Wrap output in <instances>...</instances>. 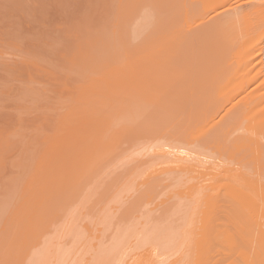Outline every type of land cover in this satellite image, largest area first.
<instances>
[{
    "label": "rangeland",
    "instance_id": "obj_1",
    "mask_svg": "<svg viewBox=\"0 0 264 264\" xmlns=\"http://www.w3.org/2000/svg\"><path fill=\"white\" fill-rule=\"evenodd\" d=\"M197 1L199 0H0V191H2L0 192V264H27L29 259L37 252V255L39 254L40 256L39 252H42L44 247H48V242L52 243L49 246L50 248L52 247V249L49 248L51 252L49 249V252H47L49 257L53 254L54 261L53 259L51 260L53 261V263L51 262L52 264L57 263L59 251L62 253L63 251L61 250L65 251V248H68L66 251L71 250V245L73 246L71 257L74 259L70 257V262L68 261L69 264H79L80 260L85 264H101L102 262H106L103 260L105 258L102 257L107 258L103 253L107 251L105 249H108V243L110 242L109 247H111V244L119 237L117 231L120 229L119 226L123 225L122 221L128 219L132 220L133 223L131 228H134L132 230L130 229L131 232L128 233L129 235H126L125 240L122 239L124 242L122 241L123 243L121 242L122 244H120V246L126 243L127 248L124 245L122 246L123 250L121 249L119 256L120 258L124 257V260L119 258L117 264H152L154 259L156 263L154 262L153 264H162V261L165 264V261L168 259V264H177L179 262L181 264L182 260V264H189L190 262H188V260L192 262L191 258L194 255L192 256V252L189 253V251L190 248L193 247L191 245L194 244V239H197V236L194 238L192 235L196 234L197 231L195 232L194 227L196 221H193L196 217L195 211L193 212L194 214H190L189 212L194 210V204H192L194 201H189L187 204L186 200L180 201L178 197L176 198L175 195L183 188L182 178L173 175L172 177L166 176V178L160 177L156 179L157 176H153L156 175V172L159 174L160 167L166 165L165 167L167 168L171 164L168 163L169 165H167L164 160H159L150 156L147 157L146 161L144 160L145 158H139V163V159L136 157L137 149H135V146L138 140L148 136V133L145 129L141 132L139 126L142 124V121H138V123L140 122L138 126L135 124L137 122L135 120H138L142 115V110L139 108L140 105L142 103H148L147 99L143 98L144 92H141L143 80L136 78V73L146 69V72L143 71L141 73H149L150 67L148 66L147 68L144 67V65L148 64L151 60L158 61L172 58H186V46H189L193 42L194 44L203 42V38L198 41L197 34H195V36L193 32H190L192 29L189 32L186 29L191 28L189 26L190 21L192 23L191 25L196 26L202 22L199 19L201 17L198 18L202 13V5L205 7L204 4L207 6V4L210 5V3H212L216 8L220 0H200L201 4L203 2L202 5ZM208 1L210 3H208ZM216 1L219 3H216ZM259 1L262 0H254V2ZM224 9H227V7H218V9L212 11L209 16L213 17ZM195 15L198 16L195 17ZM209 16L208 18H210ZM47 34L48 36H46ZM19 58L21 61L18 60ZM141 60L142 62H140ZM190 94L192 93L186 94V99L184 98L186 102L183 101L179 107L178 105L173 106L172 109H169L170 112L161 111V114L157 115L154 120L161 121L163 125H170L171 130H173L171 131L172 133H177L180 128H183L182 126H188V120L189 128L185 126L181 130L185 131L184 129L188 130L192 129V127L194 129V125L192 126V124L196 122L195 120L199 116L197 115L198 117L195 118V116L191 117V115L193 112L195 113V110L205 111V109H202L205 107V104L203 105V103H201L204 107H199L200 101L204 102L202 93H198L199 96L197 99V93L195 95L193 94L194 96L192 97L195 98L192 100ZM190 101H194V103L191 104ZM188 102L192 107H190ZM189 108L190 110L192 108L191 111H188L191 115L187 112ZM183 111L188 114H180ZM199 112L200 111L196 114ZM177 116L179 118H177ZM193 118L194 122L192 121ZM263 118L264 117H262L260 122L263 121ZM183 121H185V124ZM172 123L175 124L173 125ZM177 123H180V127ZM222 128L225 130L228 127L225 125ZM258 129H260L259 126ZM225 132L227 131L225 130ZM222 133L223 131L219 134L223 135ZM218 139L221 141L222 137ZM135 141L137 142L135 143ZM126 143L127 145L124 146ZM133 148L135 151L132 150ZM77 151L79 153H77ZM76 161L80 163L77 164ZM131 161L132 163H130ZM155 162L158 164L161 163L162 165L160 164L159 167L154 164ZM112 164H114V166ZM150 165L153 167L152 170H149V168L151 169ZM154 165L157 167H154ZM115 166L117 167L114 168ZM172 167H174V165H172ZM78 168L81 169V171L79 169V174ZM82 168H84V170ZM145 168L147 169L145 170ZM155 168H159L158 171ZM73 169L75 172H73ZM105 169L107 175L102 176L105 174L102 173ZM143 171L145 174L151 173L152 175L147 174L146 176ZM153 171L155 174L152 173ZM110 172L113 175H111ZM150 175L152 176L151 178L149 177ZM141 177H144L145 180ZM96 178L101 180H97ZM54 180H56V182H54ZM96 180L97 183H95ZM139 181L141 182L139 183ZM131 184L133 189L130 188ZM89 185L91 188L93 185L95 186L93 190L88 187ZM135 185L136 187H134ZM124 189L125 192L128 190L126 192L128 194L124 192ZM168 189L170 192L167 191ZM171 192H176V194L174 193V197ZM119 194L120 196H118ZM165 194L166 197L164 196ZM170 196L173 199H171ZM133 197L135 199H133ZM48 198L50 199L48 200ZM159 199L161 201L165 199L164 201L167 202H163L159 207L158 204L161 202ZM90 201L91 203H89ZM156 201H159L158 204H156ZM178 201L181 203L179 202L180 204H178ZM82 202L84 204L86 203V205H81ZM118 203L120 204L118 205ZM148 203L151 204L149 205ZM155 204L158 207H156ZM176 204L180 207L182 206V211L176 217V222L178 223L174 224L175 219L172 218L171 220L170 218L167 225H163V228L161 226L158 228V225L155 226L161 230V234L159 232L160 230H154L156 228H153L154 221H152V219L155 220L154 217H158L157 213L161 215V212H165L163 215H166V211L176 207ZM79 205L82 207L85 206L84 210H82L83 208ZM111 205L115 206V209L111 208ZM190 205L192 207H190ZM196 206L197 205H195V209H197ZM141 207L143 211L141 212L140 209L137 211V208ZM110 208L113 209V211H111ZM144 209L147 210L144 211ZM78 210L80 213H83L80 214L76 212ZM196 211L199 212V209ZM146 212L147 215L145 214ZM105 215L106 219L102 221ZM136 215H139V217ZM115 217L116 221H114ZM186 217H188L187 220ZM189 217L190 221L192 220L194 224L192 221H188ZM29 218L32 220L30 221ZM198 218L199 220H197ZM198 218H196L197 222L202 218L201 213ZM63 222L64 225L62 224ZM135 222L136 224H134ZM148 223H150V226H147ZM173 224L175 225L174 227ZM198 224L199 223H197V225ZM188 225H192L193 227L191 226L192 228L187 229L189 227ZM186 226L188 227L184 228ZM112 227H114L113 231ZM57 229L58 232L56 233ZM190 229L194 230L189 231ZM183 230L185 231L184 233H186L185 235L182 232ZM188 231L190 234L192 233L190 237L193 239L188 238ZM78 233L80 238L76 237L75 239V235L77 236ZM134 233H136V235ZM158 233L160 235H158ZM90 234L91 236H89ZM114 234L115 236H113ZM152 234L153 237H157L156 239L158 242L155 238H152ZM154 234L158 236H154ZM181 234L183 236H181ZM53 235H56V237ZM134 235L136 237L135 239ZM95 237L96 240L94 239ZM49 238L54 240L50 242L51 240H49ZM77 238L79 240H77ZM97 238H99V241ZM20 239H23V241H20ZM189 239L190 241H188ZM129 241H132V244L130 243L128 245ZM187 243H190L189 245L191 247L189 246L187 250H184L187 248ZM80 244L83 245L80 246ZM181 244L183 248H186L182 249ZM22 245H24V249ZM41 245L44 247H41ZM176 245L178 249L175 247ZM87 246L90 248L88 249ZM153 246H155V248ZM95 247L97 248L95 249ZM128 248H131V250ZM180 248L182 249L181 251L179 250ZM169 251L173 252L170 253ZM155 252L157 254L159 253V256L157 255V257H155ZM162 253L165 256L161 255ZM187 253L192 257L189 258L190 256ZM110 256L108 255L106 259L107 263L109 261L111 262L112 258L115 259V257L112 256L110 258ZM161 257L163 258L161 259ZM75 258H78V261H76ZM192 259L194 260L192 263L195 264V259ZM229 259L236 260V258ZM229 259L226 258L225 260L224 258L225 261L222 260V263H227L230 261ZM239 260L238 258L237 261ZM215 261L217 262L219 260ZM113 262L114 261H112L111 264ZM216 262L212 261L210 263L222 264L221 259L219 262ZM82 263L80 262V264ZM237 264H239V262Z\"/></svg>",
    "mask_w": 264,
    "mask_h": 264
},
{
    "label": "bare ground",
    "instance_id": "obj_2",
    "mask_svg": "<svg viewBox=\"0 0 264 264\" xmlns=\"http://www.w3.org/2000/svg\"><path fill=\"white\" fill-rule=\"evenodd\" d=\"M209 1H208V3H210ZM197 2H199V4H201L200 0ZM217 2L218 1H216V3ZM202 4H203V2H202ZM235 4H236V6H235ZM204 6L205 7H203V5H202V7H201L202 8L201 9L202 13L200 14L201 16L199 14H198L199 16L195 15V17H197V16H198V18L201 17L199 19L202 22L200 24L198 23L199 25L196 26V25H191L192 23L190 21L189 26L191 28L186 29V30H188V32L192 29V31H190V32L191 33L193 32L194 35L197 34L198 41H200L199 39L203 38V42H199L197 44H194V42L192 44H190L188 42L190 45L186 46V56H185L186 58H182V59L181 58H178V59L172 58V59H168V60H158V61L151 60V61H149L148 64L144 65V67H147V68H148V66L150 67L149 73H147V74L141 73L143 71H145V72L147 71V69L143 70L144 68L142 69L143 71L136 73L137 74L136 78H138V79L140 78V80L141 79L143 80V87L141 88L142 89L141 92H144L143 98H146L148 101V103H142L140 105L139 108L142 110V115L139 117L138 120H135V121H137L135 124L138 126L140 123V122L138 123V121L139 120L142 121V124L139 126L140 131L142 132L145 129L148 133V136L138 140V142L135 141V143L137 142L136 146L134 145L135 149H137L136 150L137 151L136 157L138 159L139 158H145L144 160L146 161L147 157L150 156L152 158L164 160L167 163V165L171 164V165H169L171 167L168 166L166 168L165 167L166 165L164 167H160L159 165L161 163L158 164L155 162L154 164L158 165L160 167V170H161V171L159 170V174H157V172H156V175H153L154 177L157 176L156 179H159L160 177L166 178V176L172 177L173 175H175V177L177 175L178 177L183 179V184H182L183 188L181 187L182 190H179L180 192H178V190L176 189L178 193L176 194V192H173V193L171 192V194H173V197H174V193H175L176 198L178 197L180 199V201L186 200L187 204L189 201L195 202V203L192 202V204H194L193 205L194 210L192 212H189V213L191 214L195 211L196 217L193 219V221L194 220L196 221V223H195L196 225L195 226L193 225L194 223L192 220L191 221L193 224L192 223L191 224L195 227V232L196 231L197 232H196V234H194V232H193L194 235H192V233L190 234L189 231H193L194 229L193 230L190 229L188 231L189 232L188 238H192V237H190V235H192L194 238L197 236L196 237L197 239L196 240L194 239L195 242L192 240L194 242V244L191 246H193V247H191L189 245L190 243H187L188 244V245L186 244L187 248L184 247V248H186V249H184L183 245L181 244L182 249H184V250H187L189 248V246L192 248L193 251L190 248L189 253L192 252V256L193 255L194 256L192 257L188 253L187 254L190 256V257L188 256L189 258L192 257L195 259V264H212L210 262H212V261L216 262L215 260L220 261V259H221V263H222V260L225 261L226 258L227 259L236 258L235 261L237 263L239 262V264H264V177H263L264 176V173H263L264 172V127H263L264 126V118H263V121L260 122L262 117H264V0L259 1V2H254V0H220V3L218 6H216V8H215L214 4L212 5V3H210V5L207 4V6H206V4H204ZM218 7H227V9H224L223 11L214 15L213 17H210L209 14L211 15V12L218 9ZM195 11H196V9H195ZM191 12H193V11H191ZM208 16L210 18H208ZM198 22H200V21H198ZM186 26H188V25H186ZM189 35H190V33H189ZM46 36H48V34ZM188 36H186V37H188ZM182 38H184V37H182ZM178 39H179V37H178ZM173 47H174V45H173ZM9 57H10V55H9ZM20 58L18 59L19 61H21ZM37 59H39V58H37ZM4 60H7V59H4ZM144 60H145V58H144ZM140 62H142V60ZM138 68H139V66H138ZM140 69H139V71H140ZM134 74H135V72H134ZM135 84H137V83H135ZM153 91H157V92H153ZM187 93H192V94H190L191 95L190 97L194 96L197 93L196 99L199 96L198 93H202L204 96V98L202 97L204 102L200 101L199 107L202 108L205 106L204 108H202L203 110L205 109V111H201V110L197 109L198 111H200L202 113L199 112L200 115H199V113L196 114L198 111L195 110V113L193 112V114H196V115H193V114L191 115L188 111H191L192 108H191V110H190V108L187 109V112L191 115V117L195 116V118H196L199 116L198 118H196V120H195L196 122L194 124H192V126L194 125V129H193V127H192L193 130L192 129H188V130L184 129L185 131L186 130L188 131V132L186 131L187 133L185 131L181 130L185 126L186 127L189 126V120H188V122H187L188 126L187 125H185V126L181 125L183 127V128L179 129L181 133L179 132V130H178L179 133L178 132L172 133L171 131H173V130H171L170 125H167V124L163 125L161 123V121H155L154 118L157 115H160L161 111L170 112L169 109H172L173 106L178 105V107H179V105L181 103H183V101L186 102L184 100V98L186 99ZM158 98H159V100H158ZM194 98L192 97L191 100ZM190 102H191V104L194 103V101L193 102L190 101ZM198 103H199V101H198ZM201 103H203V105L204 104L205 105L202 106ZM191 104L189 103L190 107H192ZM197 106H196V108H197ZM194 109H193V111H194ZM187 112L183 111L180 114H182V113L185 114ZM187 114H186V116H187ZM33 116H34V114H33ZM178 116H177V118H179ZM176 120H178V119H176ZM257 120H259V121H257ZM192 121L194 122V118L192 119ZM178 122H180V121H178ZM184 122L185 121H183V123ZM190 122H191V119H190ZM262 123H263V125H262ZM177 124H178V126L180 125V123H177ZM225 125H226V127H228L225 129L227 132H225V130L222 128ZM256 125H257V128H256ZM258 126L260 129H258ZM85 127H86V125H85ZM189 130H192V131H189ZM222 131H223V133H222L223 135H220ZM182 132H184V133H182ZM198 132H199V134H198ZM118 133H119V131H118ZM94 135H97V134H94ZM120 135H118V136H120ZM135 136H137V135H135ZM141 136H143V135H141ZM219 137L220 138L222 137L221 141L218 139ZM117 139H118V137H117ZM113 140H115V139H113ZM99 143H100V141H99ZM133 143H134V141H133ZM126 145H127V143L124 146H126ZM124 146H123V148H124ZM132 147H133V145H132ZM135 149L133 148L132 150L135 151ZM104 152H105V150H104ZM77 153H79V152L77 151ZM93 154H94V152H93ZM80 155H82V154H80ZM122 155H123V153H122ZM82 156H84V155H82ZM118 158H117V160H118ZM79 163L80 162H77V164H79ZM130 163H132V161ZM139 163H140V159H139ZM83 164H84V162H83ZM116 164H117V162H116ZM112 165L114 166V164H112ZM112 165H111V167H112ZM156 165H154V167ZM172 165H174V167H172ZM76 167H78V166H76ZM79 167H80V165H79ZM116 167L117 166H115L114 168H116ZM73 168H74V166H73ZM80 168H78V174H79ZM82 169L84 170V168H82ZM146 169L147 168H145V170ZM152 169H153V167L151 166V169L149 168V170H152ZM158 169L159 168H157L156 170L158 171ZM80 171H81V169H80ZM110 171H111V169H110ZM135 171H137V170H135ZM73 172H75V170ZM102 173H105L102 176L107 175L106 169H105V171L103 170ZM152 173L155 174L154 171ZM78 174H77V176H78ZM144 174H145V172H144ZM147 174H151V173H146L145 175L147 176ZM111 175H113V174L111 173ZM133 175H136V174H133ZM151 175L149 176L150 178L152 177ZM99 177H97V178H99ZM144 177H141V178L144 179ZM21 178H23V177H21ZM167 178H169V177H167ZM121 179H122V177H121ZM135 179H134V181H135ZM172 179H174V178H172ZM97 180H101V179H97ZM97 180L95 183H97ZM109 180H110V178H109ZM19 182H20V180H19ZM54 182H56V180H54ZM93 182H94V180H93ZM140 182L141 181H139V183ZM164 183H167V182H164ZM146 184H147V182H146ZM163 184H162V186H163ZM94 185H93V187L97 186V185H95V186ZM133 185H134V183H133ZM180 185H181V183H180ZM49 186H50V184H49ZM53 186H52V188H53ZM127 186H129V185H127ZM131 186H132V184L130 185V188L133 187V186L132 187ZM157 186H158V184H157ZM168 186H169V184H168ZM88 187H90V185ZM93 187L92 188L90 187V188L93 190ZM134 187H136V185ZM164 187H165V185H164ZM164 187H163V189H164ZM102 188H103V186H102ZM169 189L167 191H169ZM92 190H91V192H92ZM134 190H135V188H134ZM127 191L128 190H126V192ZM137 191H138V189H137ZM144 191H145V189H144ZM0 192H2V191H0ZM124 192H125V189H124ZM147 193H150V192H147ZM166 193H168V192H166ZM88 194H89V192H88ZM126 194H128V193H126ZM49 195H51V194H49ZM130 195H132V194H130ZM118 196H120V194ZM150 196H152V195H150ZM164 196L166 197V194ZM126 197H128V196H126ZM168 198H166V199H168ZM49 199L50 198H48V200ZM133 199H135V198L133 197ZM171 199H173V198L171 197ZM171 199H168V200H171ZM147 200H149V199H147ZM164 200L163 199H162V201L160 200L161 202L159 204H158L159 201L158 202L156 201L157 202L156 204H158L160 207L163 204V202H165ZM9 201H10V199H9ZM80 201H81V198H80ZM180 201H178L177 203L180 204L181 203ZM83 202L81 203V205L84 204ZM89 203H91V201ZM120 203H121V201H120ZM120 203H118V205ZM84 205H86V203ZM169 205H171V204H169ZM191 205H190V207H192ZM195 205L198 206V207L196 206L197 209H195ZM80 207H82V206H80ZM84 207H82L83 209L82 208L81 209L84 210ZM114 207L115 206L111 205V208H114ZM156 207H158V206L156 205ZM181 207L178 205L176 207H173V209L166 211V215H163V213H165V212H161L162 213L161 215H159V213H157L158 217H154L155 220L152 219V221H154V224L152 223L153 228L156 225H158L157 226L158 228L160 226L163 228L164 227L163 225H165V224L167 225V222L169 221L170 218H171V220H172V218L175 219L174 224L178 223V222H176V217L182 211ZM100 208H101V206H100ZM138 209H140L141 212L143 211L142 207L137 208V211H138ZM154 209H156V208H154ZM198 209H199V212L196 211ZM127 210H129V209H127ZM146 210L147 209H144V211H146ZM111 211H113V209H111ZM76 212H79V210ZM109 212H110V210H109ZM82 213H80V214H82ZM148 213H150V212H148ZM200 213L202 215V218L200 221L197 222V220H199L198 217H199ZM145 214L147 215V212ZM42 215H43V213H42ZM144 215H142V216H144ZM136 216L139 217V215H136ZM155 216H156V214H155ZM76 217L79 218L78 216H76ZM146 217H148V216H146ZM67 218H68V216H67ZM196 218H198V219L196 220ZM105 219H106V215H105L104 220L102 219V221H105ZM115 219H116V217L114 218V221H116ZM127 219H128V217H127ZM187 219H188V217H186V220ZM31 220L32 219H30V221ZM73 220H75V219H73ZM65 221H66V219H65ZM120 221H119V223H120ZM188 221L191 222L190 217H189ZM64 222L62 223L63 225H64ZM94 222H95V220H94ZM122 222H123L122 226L117 225L120 227L119 231H117L119 234V237H117L116 240L114 237V240H115V241L113 240L114 245L111 244V247H109L110 246V242H109L108 243L109 246L107 247L109 249V251H108V249H105L107 251L106 252L104 251V253H103V255L105 254L107 256V258H108V255L109 256L112 255L113 257H115V259L112 258V261H114L113 262L114 264L115 263L117 264V262H119V258H120L119 255L121 253V249L123 248L122 246L124 245L123 244L122 246H120V244H122L124 242L123 240L126 239L125 238L126 235H129L128 233H130L131 230L134 228V227L131 228L132 227L131 225L133 223L131 219L124 220ZM141 222H143V221H141ZM186 223H188V222H186ZM197 223H199V224L197 225ZM134 224H136V222ZM144 224H146V223H144ZM149 224L150 223H148L147 226H150ZM171 224H172V222H171ZM174 224H173V227L175 226ZM188 226H186L184 228L188 227L187 229H189V228L193 227V226L191 227L190 225H188ZM143 227H145V226H143ZM196 227L198 228V230ZM51 228H53V227H51ZM101 228H102V226H101ZM103 228H105V227H103ZM113 228L114 227H112V231H113ZM158 228H156L154 230L157 231ZM170 228H171V226H170ZM72 229H73V227H72ZM141 229H143V228H141ZM166 229H167V226H166ZM110 230H111V228H110ZM158 230H160V229H158ZM184 230H186V229H184ZM184 230L182 231L183 233L185 232ZM46 231H47V229H46ZM57 232H58V229H57L56 233ZM100 232H102V231H100ZM133 232H134V230H133ZM159 232L161 234V230ZM178 232H179V230H178ZM87 233H88V231H87ZM91 233H92V231H91ZM167 233H168V231H167ZM134 234L136 235V233H134ZM160 234L158 233V235H160ZM185 234L186 233H184V235ZM13 235H15V234H13ZM78 235H79V233H78ZM78 235L77 236L75 235V239H76V237L80 238V235L79 236ZM135 235H134V239L136 238ZM158 235L154 234V236H158ZM53 236L56 237V235H53ZM89 236H91V234ZM113 236H115V234ZM113 236H112V239H113ZM181 236H183V235L181 234ZM78 238H77V240H79ZM137 238H138V236H137ZM146 238H148V237H146ZM152 238H155V240H157L156 239L157 237H153V234H152ZM66 239H67V237H66ZM94 239L96 240V237ZM97 239L99 241V238H97ZM134 239H133V241H134ZM49 240H51L50 242H52L54 239L49 238ZM20 241H23V239H20ZM41 241H42V239H41ZM185 241H186V239H185ZM188 241H190V239ZM24 242H25V240H24ZM131 242L132 241H129L128 245ZM157 242H158V240H157ZM193 242H191V243H193ZM61 243H62V241H61ZM79 243H80V241H79ZM93 243H92V245H93ZM51 244L52 243L48 242V245L46 244L48 247H44L43 245H41V247L42 246L44 247V250L42 249L43 251L39 252L40 256H39V254L37 255V253H38L37 252L35 255H33L32 258H30V259L28 258L29 261L27 262V264H52L54 261L53 254H52V256L50 255V257L47 255V252H49V251L51 252L50 249H52V247L51 248L49 247ZM134 244H135V241H134ZM62 245H65V244H62ZM82 245L83 244H80V246H82ZM88 245H89V243H88ZM177 245L175 247L178 249ZM23 246L24 245H22V248H23ZM80 246H79V248H80ZM124 246L126 247V243ZM184 246H185V242H184ZM70 247L72 250L73 246L71 245ZM153 247L155 248V246H153ZM62 248H63V246H62ZM76 248H77V246H76ZM79 248H78V250H79ZM89 248L90 247H88V249ZM96 248L97 247H95V249ZM134 248H132V249H134ZM176 248H174V249H176ZM48 249H49V251H48ZM66 249H68V248H65V251L61 250V251H63L62 253H60V251H59L60 254L58 252H56V253H58V256H59L58 257L59 259L57 258L56 264H67L68 263L73 251H71V250L66 251ZM74 249H75V247H74ZM83 249H84V247H83ZM83 249H82V253H83ZM128 249L131 250V248H128ZM174 249H172V250H174ZM182 249L180 248L179 250L181 251ZM157 250H158V248H157ZM179 250H178V252H179ZM76 252H75V254H76ZM172 252L173 251H171L170 253H172ZM163 253H165V252H163ZM163 253L161 255H164ZM80 254H81V251H80ZM100 254H102V253H100ZM100 254H98V255H100ZM158 254L156 253L155 257H157ZM150 255H152V254H150ZM182 255H183V253H182ZM30 256H32V255H30ZM112 256H110V258ZM236 256L240 259L239 261H237L238 258ZM75 257H76V255H75ZM77 257H79V256H77ZM82 257H83V255H82ZM71 258H73V257H71ZM102 258H105L103 260L106 262H102L101 264H104V263H106V264L110 263L111 264L112 261L111 262L109 261L107 263V260H106L107 258L106 257H102ZM123 258L121 257L120 259L124 260ZM162 258L163 257H161V259ZM182 258H183V256H182ZM192 258H191V260H192V262H194V260ZM224 258H225V260H224ZM52 259H53V261H51ZM159 259H157V260H159ZM5 260H6V258H5ZM75 260L78 261V258L77 259L75 258ZM131 260H132V258H131ZM147 260H148V258H147ZM147 260H146V262H147ZM168 260H166L167 263L165 261V264H168ZM229 260L230 261H228L227 263L226 262H223V263L228 264L230 262L229 264H234V263L237 264L234 260H231V259H229ZM83 261H84V259H83ZM178 261H179V259H178ZM182 261H181V264H182ZM219 261H217V262H219ZM231 261L232 262L234 261V262L232 263ZM80 262L82 263L81 260H80ZM80 262H79V264H80ZM154 262H155V259L153 260L152 264ZM188 262L192 263L189 260H188ZM176 263H177V261H176ZM96 264H98V263H96ZM162 264H164L163 261H162ZM177 264H180V262Z\"/></svg>",
    "mask_w": 264,
    "mask_h": 264
}]
</instances>
